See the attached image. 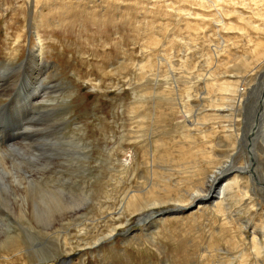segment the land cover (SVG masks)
<instances>
[{
	"label": "rangeland",
	"instance_id": "obj_1",
	"mask_svg": "<svg viewBox=\"0 0 264 264\" xmlns=\"http://www.w3.org/2000/svg\"><path fill=\"white\" fill-rule=\"evenodd\" d=\"M263 48L264 0H0V74L11 69L0 75V116L13 108L29 134L11 144L74 138L76 169L60 154L58 163L45 155L41 170L64 194H86L50 231L0 211V264H264V193L263 209L248 203L246 166L221 179L219 201L198 199L147 232L131 226L138 208L116 216L123 198L140 208L158 201L141 210L154 213L203 189L218 166H256L249 128L259 127L251 108L261 89L250 86L264 78ZM36 51L46 68L30 60ZM18 77L47 88L11 106Z\"/></svg>",
	"mask_w": 264,
	"mask_h": 264
},
{
	"label": "bare ground",
	"instance_id": "obj_2",
	"mask_svg": "<svg viewBox=\"0 0 264 264\" xmlns=\"http://www.w3.org/2000/svg\"><path fill=\"white\" fill-rule=\"evenodd\" d=\"M29 57H30V60H32L33 62H37L40 66L44 67L46 65V64H42L40 62L39 51H38V54L37 53H30ZM25 59H27V57ZM262 59H263V57H262ZM23 62H25V60ZM9 67H7V66L2 67L1 74H0L1 77L5 76V75L7 76V74H9V70H11ZM46 67H47V65L44 68H46ZM42 79H39V80L34 79L35 81L30 84V86H29L30 89L27 90L30 92V96H32V94L35 93L36 91L39 92V91H42L45 88H47V86L42 83ZM0 80H1V78H0ZM220 86H222V85H219L218 88L221 90L222 87L220 88ZM224 87H225V85H224ZM259 87H260L261 91L254 94V95H256V98H255L256 101L254 102V104L251 108L252 109L251 111L254 112L256 121H258L259 127L254 129L253 125L251 126V124H249V127L251 126L249 128V131L252 134L251 144L253 146V149L251 151V155H252V157L255 156V162L257 161V163H256V166L253 167V169H252V162H249V161H247L244 166L242 165V166H239L236 168H239L242 170L246 166V168L249 169V171H250V176H253L252 174H254L256 172L257 173V179L259 180L258 181L259 186L264 188V138L262 139V143L259 142V138H262V135L264 134V78L262 80L256 79L254 81V83L251 84L250 89L253 92L255 89H258ZM210 90H212V89H210ZM3 91H4V95H5V94H7V92H9V89L7 90L6 88H4ZM234 92H237L239 94V95L237 94L238 98H239L238 100L236 99L237 103L240 104L241 102H243L241 97H240L241 93L243 92L242 88H238L237 90H234ZM174 93H175V90H174ZM39 96H40L41 101H46L45 92ZM172 101H173V99H172ZM177 101H179V100H177ZM246 101H247V99H246ZM259 101L262 103L261 104L262 106H261V108L258 109L257 108L258 106L256 104L259 103ZM170 104H171V101H170ZM189 105H190V103H189ZM170 109H169V111H170ZM239 111H241V110H239ZM29 112H27V114ZM252 112H251V114H252ZM20 116H22V115H20ZM252 116H253V114H252ZM192 123H193V121H192ZM17 128L18 127H16V129ZM24 129H22L20 127V130L24 131ZM253 129L255 130L254 133H252ZM244 132H246V131H244ZM43 136H45V134ZM235 136H236V134H235ZM35 137H36V135H35ZM238 137H239V135L237 133V138ZM237 138H235V139L238 140ZM73 139L74 138H70V139L66 138L65 140H62L63 143H61V142H57V140L54 138V136L53 137L50 136L48 138L46 137L45 139H43V137H41L39 139L37 138V140L34 142V143H36L35 146L32 144L21 143V142L11 144L17 140L12 141V142L7 143V144H4V145H0V146H4V147H0V211L3 210V212H5V214H7V212H9L10 210H11V212H12V210H17V212L19 214H21V218H22V216L25 217L27 215L28 219H30V221H28V222H30V223L34 222L36 228H41L44 231H50L51 229H54V227L56 225H59L60 222H63V221L65 222L66 220L68 221L70 218L73 217V215L75 213L79 212L82 209V207H84V205L86 203V197L83 196L84 193L81 194V196H77V195L72 194L68 190V192H66V194H68V195L64 194L63 193L64 189L62 187L54 186V184L51 182V177L45 176V174H43L42 170H41V168L47 166L46 164H44V162H47L46 161L47 157L52 156V158L54 159L52 161H55V160H58L59 157H61L60 154H64L67 156L66 161L62 160L60 162L61 164L63 162L64 167L69 168L68 169L69 171L72 168L76 169V166H77L76 156L79 155L80 153H79V151H77L75 149V146L72 143ZM41 154L43 155V157L39 158V156H41ZM45 155H47V157ZM73 155H75V157ZM30 160L31 161H39L42 163L31 164L29 162ZM56 163H58V162H56ZM56 166L58 167L59 164H56ZM220 168H222V167L220 166ZM220 168H219V166L216 167V169L212 171V173L210 174V176H208L207 179L206 178L203 179V180H205L203 182V186H202L203 189L198 187L199 188L198 190H194L192 192L189 191L190 193L188 194V199L186 201L182 200V198L180 200L178 199L177 204H175L176 206H173L171 208L177 207V208L182 209L184 206H187L188 204L197 203L198 199H201L202 196L207 195L211 189L212 181L217 176L220 175ZM261 174L263 177H261ZM250 176L248 174L247 181L249 184H246V186L248 185V187H245V188H247V189H245L246 191L245 192L242 190L241 191L244 192L243 195L247 198L246 200L248 201V203L250 202L252 207L254 205L256 206L255 208H257V206H260L259 210H261V209H263V207L261 206V204L257 200V199H259V195H258L257 191L260 190L264 193V190H263V188L260 189L257 186L258 183L255 184V180H253V179H255V177L254 176L250 177ZM239 178H240V176H237L235 178V181L238 182V180H240ZM227 183H225V184H227ZM225 184L223 185L222 189L217 188L216 193L209 196V197L212 196L211 197L212 201L214 200L213 199L214 196L218 197V201L222 197H224L223 191L226 188ZM147 193H149V192H147ZM84 195H86V194H84ZM145 196H146V194H145ZM142 198H143V196H142ZM130 199L131 198L121 199L120 206L117 207L118 209L116 208L117 209L116 210L117 218L120 216L121 213H123V210L126 207L127 208H129V207L133 208L134 207L135 209L138 208L139 212L142 214L141 210H143L145 208L152 210L153 207L155 208V207H157L158 204H160V203H158V201H153L151 203H147L148 205H146L145 208H143V207L140 208L141 204L137 205V203H134V201H133L136 199V197L133 200H130ZM263 199H264V197H263ZM152 200H156V199H152ZM217 202H215L214 205ZM251 206H250V208H251ZM133 210L134 209H132V211ZM253 210H255V209L253 208ZM261 214L264 216V213H261ZM94 221L95 220L90 219L89 223L93 224ZM77 225H79V224H77ZM263 228H264V224H263ZM79 231H82L81 228H79ZM112 231H110V233H108V235L103 236L101 239H104V237H110L112 235V233H111ZM65 239L66 238L64 237V241H65ZM97 242H98V239L93 242V245L97 244ZM263 245H264V243H263ZM259 248H260V250L262 249L261 254H264V247L260 246ZM62 260H61L62 262L59 261V263H57V262L56 263L57 264H65L67 262L66 264H69V258L68 257H66Z\"/></svg>",
	"mask_w": 264,
	"mask_h": 264
},
{
	"label": "water",
	"instance_id": "obj_3",
	"mask_svg": "<svg viewBox=\"0 0 264 264\" xmlns=\"http://www.w3.org/2000/svg\"><path fill=\"white\" fill-rule=\"evenodd\" d=\"M22 61V60H21ZM27 86L24 87V89H26ZM249 135V134H248ZM241 172L242 170L239 169V168H234V167H230L228 168L226 171H224L223 173H221L219 176H217L213 181H212V186H211V189L209 191V193L203 197H201V199H206V200H209L211 199V197H209L210 195H213L214 193H216V189H217V186L221 183V179L225 176H227L230 172ZM195 203H192V204H189V206H194ZM186 206H184L183 208H185ZM182 208V209H183ZM179 214L181 212V209L180 208H171L170 206L168 207H163L161 209L158 210V212H154V213H147V214H144V218L142 220V222L140 223H145L147 222V225L148 227L151 226L150 224V220L157 217V216H164V215H174V214ZM139 223V224H140ZM135 224H138V222H135ZM67 263V262H66ZM65 263V264H66ZM54 264H57L56 262Z\"/></svg>",
	"mask_w": 264,
	"mask_h": 264
}]
</instances>
